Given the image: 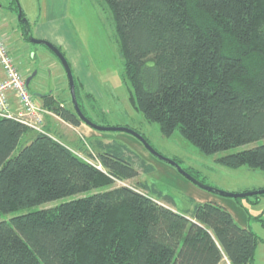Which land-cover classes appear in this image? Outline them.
<instances>
[{"label": "trees", "instance_id": "trees-1", "mask_svg": "<svg viewBox=\"0 0 264 264\" xmlns=\"http://www.w3.org/2000/svg\"><path fill=\"white\" fill-rule=\"evenodd\" d=\"M99 1L129 99L161 134L176 131L205 154L264 139V0ZM40 100L66 123H83L50 93ZM43 129L0 117V215L103 190L0 220V264L253 262L260 238L223 206L192 201L179 211L154 184L117 185L152 170L122 142L80 136L76 147ZM218 161L264 171V144Z\"/></svg>", "mask_w": 264, "mask_h": 264}, {"label": "rangeland", "instance_id": "rangeland-1", "mask_svg": "<svg viewBox=\"0 0 264 264\" xmlns=\"http://www.w3.org/2000/svg\"><path fill=\"white\" fill-rule=\"evenodd\" d=\"M17 1L23 17L28 21L31 36L59 45L72 68L77 83L78 100L94 123L133 129L158 153L176 160L182 169L209 187L232 193L264 189V171L246 165L230 168L218 161L224 155L264 144V139L214 154H205L176 131L164 136L157 122H148L136 109L129 99L130 86L123 78V58L117 44L111 14L100 6L99 0ZM16 5V0H0V33L7 38L10 54L23 76L26 78L35 72L28 86L30 92L33 97L40 90L52 91L58 98L64 94L62 98L67 100V106L71 107L68 82L60 61L44 45L30 43L24 39L21 27L23 23L17 18ZM59 75L65 84L64 89L60 88ZM88 93L90 96H86ZM50 115L54 116L52 113ZM101 132L114 136L115 140L125 144L152 167V170L141 172L136 178L116 182L117 185H133L137 181L154 184L164 194L173 198L179 211L190 208L192 201L203 202L200 200L205 196L221 201H234L250 215L249 228L260 238L252 264H264V193L241 198L211 193L190 182L172 165L150 154L132 135L122 131ZM62 141L75 146L65 139ZM101 190L103 189H93L2 214L0 220H8L14 215L41 208L54 207Z\"/></svg>", "mask_w": 264, "mask_h": 264}, {"label": "built area", "instance_id": "built-area-1", "mask_svg": "<svg viewBox=\"0 0 264 264\" xmlns=\"http://www.w3.org/2000/svg\"><path fill=\"white\" fill-rule=\"evenodd\" d=\"M6 41L5 35L0 33V117L14 118L35 131L44 132V117L48 111L36 104L26 84L27 77L19 71ZM81 157L93 164L91 160ZM217 264L232 263L223 255Z\"/></svg>", "mask_w": 264, "mask_h": 264}, {"label": "water", "instance_id": "water-1", "mask_svg": "<svg viewBox=\"0 0 264 264\" xmlns=\"http://www.w3.org/2000/svg\"><path fill=\"white\" fill-rule=\"evenodd\" d=\"M16 2H17V6H18L17 18L19 19V21L21 23H23V26H24L23 32H24V35H25L27 41H29L30 43H34V44L44 45L45 47L50 49L54 53V55L58 58V60L60 61L61 65L64 69V72L66 74L72 106H73L74 111L76 112L77 116L80 118V120L83 123H85L87 126L91 127L94 130H97V131H122V132H126V133L132 135L133 137H135L137 140H139L142 143V145L147 149V151L150 154H152L156 158L172 165L182 176H184L190 182H192L193 184L197 185L198 187H200L204 190H207L211 193L218 194V195H221L224 197H229V198H241V197H245V196H251V195H257V194L264 193V189L251 191V192H244V193H232V192L221 191V190L209 187V186L205 185L204 183L198 181L191 174H189L187 171L182 169L176 161H174L173 159H169V158L161 155L160 153H158L140 133L134 131L133 129H130L128 127L101 126V125H98V124L92 122L87 117H85L83 115V113L81 112L79 106H78V102H77L76 94H75V85H74L73 74H72L71 68L68 64L67 59L62 54V52L51 42H49L47 40H42V39H35L31 36L28 21L24 17H21V14H22L21 9L19 7V3L17 0H16ZM34 75H35V72L26 78V84L28 86H29L30 81Z\"/></svg>", "mask_w": 264, "mask_h": 264}, {"label": "crops", "instance_id": "crops-1", "mask_svg": "<svg viewBox=\"0 0 264 264\" xmlns=\"http://www.w3.org/2000/svg\"><path fill=\"white\" fill-rule=\"evenodd\" d=\"M44 37L46 38V35H44ZM57 46H59V45H57ZM59 80L61 83L60 88L64 89L65 84L62 82L60 75H59ZM80 81H81V79H80ZM82 83H83V85L85 84L84 82H82ZM46 93H50L53 97L59 99L61 106L68 107L67 106V104H68L67 100H64V98H62V96L63 97L65 96L64 94L60 98H58L57 96H55L52 93V91H46V90H40V92L34 97L35 101H37L36 103L39 106H41L40 96L42 94H46ZM12 101H13V106H15L14 98H12ZM50 113H52L54 116L50 115ZM44 122H45V125L47 127H49L53 132L59 134L62 137V139L70 141L76 147H79V145H80V136H83L84 138H86L88 140L89 139L90 140L91 139H100L104 142L116 139L114 136L104 134L101 131L94 130L84 123H80L76 126L68 124L51 111H48V114L45 115ZM200 201H203V202L212 201V202H215V203L223 206L232 215L234 220L241 227H244V228L248 227L249 228V216L250 215H248L243 210V208L241 206H238L234 201H228V200L227 201H221V200H216L215 198L209 197V196L201 197Z\"/></svg>", "mask_w": 264, "mask_h": 264}]
</instances>
